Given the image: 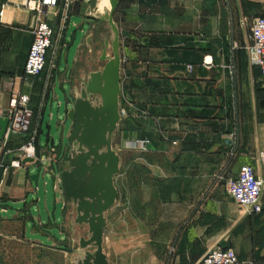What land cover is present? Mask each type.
Masks as SVG:
<instances>
[{"label": "crops", "instance_id": "1", "mask_svg": "<svg viewBox=\"0 0 264 264\" xmlns=\"http://www.w3.org/2000/svg\"><path fill=\"white\" fill-rule=\"evenodd\" d=\"M24 2L0 0V109L8 108L13 95L29 97L39 125L36 157L46 159L38 185L40 178L51 176L54 203L52 212L47 200L40 210L39 187L30 180L37 166L5 167L0 170V223H18L26 241L52 247L65 238V202L56 193L57 163L49 156L52 149L60 159L67 147V110L73 104L72 65L66 62L63 71L60 67L76 37L72 33L68 42L70 28L88 26L89 19L69 6L60 43L55 40L60 17L49 10L46 21L54 31L56 67L46 89V73L24 76L33 23ZM258 16H264V0H118L114 20L130 41L128 65H142L146 80L139 89L136 75L127 77L128 90L137 98L127 113L131 130L126 139L147 138L150 145L146 152L129 150L119 156L114 185L124 203L117 200L105 218L113 225L123 220L132 239L148 241L151 250L158 245V264H199L214 248L231 249L240 261L264 264V189L261 213L249 214L217 181L219 176H236L244 165L264 181L258 161L264 150V101L257 87L264 79L249 51L250 24ZM73 18L80 20L79 26ZM187 65L193 73L186 72ZM55 102L57 110L64 106L63 118L57 113L54 123L57 145L51 135ZM18 143L11 136L1 144L13 148Z\"/></svg>", "mask_w": 264, "mask_h": 264}, {"label": "rangeland", "instance_id": "2", "mask_svg": "<svg viewBox=\"0 0 264 264\" xmlns=\"http://www.w3.org/2000/svg\"><path fill=\"white\" fill-rule=\"evenodd\" d=\"M65 2L66 0H61L60 4L63 5L55 9L54 16L58 19L60 17V30L55 34V40L60 43L63 41L69 16L68 10L64 14ZM69 2L70 7L80 8L83 15L97 13L96 0H69ZM106 5V0L102 1L99 9L104 10ZM48 12L44 15L45 19ZM103 14L104 11L98 13V18L87 17L88 26L82 25L78 29L70 28L68 42L71 43L72 33L76 37L66 51L67 55L64 54L60 67V71H63L66 62L69 66L72 65L69 73L71 98L73 103L79 105L81 113V122L73 143L66 147L57 164L58 177L63 176L67 192L61 218L65 238L52 247L36 245L23 238L20 224L0 223V264L160 263L158 245L156 249L151 250L148 247V241L133 240L128 232L130 227L123 220H119L115 225L109 221L106 222L105 215L111 208L103 212L107 192L106 170L110 165V154L115 153L120 156L123 151H129L124 144L131 140L126 139L131 130L127 113L137 96H133L128 90L127 77L129 75L135 78L134 75H136L134 82L139 89L146 85L145 78L141 76L142 65H133V63L128 65L125 55L126 46H129L130 41L126 38L127 36L122 33L116 23L117 31L115 32L108 21L99 19ZM64 15H66L65 21L62 20ZM72 23L79 26L80 20L73 18ZM83 32L85 33L80 41ZM79 41L80 45L76 50ZM117 52L119 67L115 55ZM258 85V89L263 91L258 96L264 101V80ZM247 86L251 87L249 84ZM56 93L59 101L63 103V93L59 88ZM52 112L54 121L51 123V135L55 138L57 145L58 137L55 134L54 123L57 120V113L60 112L63 118L64 106L57 110L55 102ZM44 129L46 130L45 125ZM38 187V196L43 200L39 206L40 210L44 211L43 202L47 200L49 210L52 212L54 194L51 176L47 174L44 179L40 178ZM119 200L120 203H124V199L119 198ZM54 212L59 223L61 205H57ZM154 251L156 255L151 254Z\"/></svg>", "mask_w": 264, "mask_h": 264}, {"label": "built area", "instance_id": "3", "mask_svg": "<svg viewBox=\"0 0 264 264\" xmlns=\"http://www.w3.org/2000/svg\"><path fill=\"white\" fill-rule=\"evenodd\" d=\"M60 0H25L27 10L32 13L31 45L24 65V76L39 78L46 73L45 88L47 89L55 68L56 53L54 48V31L44 18L49 10L56 9ZM70 2L66 0L64 14L69 9ZM66 20V15L62 17ZM252 65L258 69L264 79V16L255 17L250 24ZM191 65L186 66V72L193 73ZM6 118L8 126L2 141L8 137L16 136L20 143L13 148H7L0 141V170L9 167L12 170L20 169L24 159H32V165L42 170L46 159L36 157V143L39 125L35 120V111L26 95H13L7 109H0V119ZM149 141L146 138L131 139L126 141L124 147L129 150L146 152ZM9 158L8 165L6 159ZM48 160V159H47ZM49 161L59 163V158L54 150H50ZM259 163L264 167V150L258 155ZM40 170V171H41ZM226 195L240 208L249 214H260L262 211L261 196L264 181L256 177L251 166L244 165L236 176H219ZM199 264H250L240 261L231 249L214 248L209 250Z\"/></svg>", "mask_w": 264, "mask_h": 264}, {"label": "water", "instance_id": "4", "mask_svg": "<svg viewBox=\"0 0 264 264\" xmlns=\"http://www.w3.org/2000/svg\"><path fill=\"white\" fill-rule=\"evenodd\" d=\"M96 9L97 13L95 15H87V17L91 18H98V13H102L104 11V14L102 15L101 20H106L112 25L113 31H117V25L113 22V13L117 9L118 6V0H106L107 5L103 8L104 10H100L99 4L104 0H96ZM101 11V12H100ZM117 41V40H116ZM116 60L118 62V67L120 65L119 61V53L116 54ZM67 119L69 120V131L67 133V146H70L73 143V140L75 138V134L78 130L79 124L81 122V113L79 110V105L77 103H73L71 108L67 110ZM8 126V120L6 118L0 119V141L3 140L6 129ZM110 165L109 168L106 170L107 172V181L105 183V186L107 187V192L104 199V205H103V212L107 211L108 209L112 208L116 202V199L118 197L117 190L114 186V177L119 172V162L120 158L118 155L110 154ZM32 159H24L22 161L23 164L26 163H32ZM40 168H36L35 173L30 175V180L33 182L35 186L38 185V179L40 174ZM56 193L59 196L60 202L66 200L67 198V192L65 188V182L63 176H59L56 183ZM104 221V218L102 217V222Z\"/></svg>", "mask_w": 264, "mask_h": 264}, {"label": "trees", "instance_id": "5", "mask_svg": "<svg viewBox=\"0 0 264 264\" xmlns=\"http://www.w3.org/2000/svg\"><path fill=\"white\" fill-rule=\"evenodd\" d=\"M131 87H135L136 88V85H134L133 83H131V85H130Z\"/></svg>", "mask_w": 264, "mask_h": 264}]
</instances>
